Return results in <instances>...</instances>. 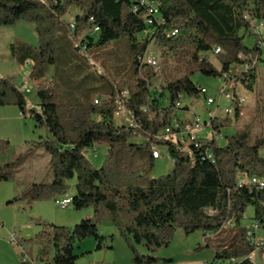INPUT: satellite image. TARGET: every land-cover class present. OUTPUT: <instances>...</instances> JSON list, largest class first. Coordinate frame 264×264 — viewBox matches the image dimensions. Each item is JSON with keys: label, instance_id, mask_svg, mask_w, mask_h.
Here are the masks:
<instances>
[{"label": "trees", "instance_id": "obj_1", "mask_svg": "<svg viewBox=\"0 0 264 264\" xmlns=\"http://www.w3.org/2000/svg\"><path fill=\"white\" fill-rule=\"evenodd\" d=\"M157 1L163 23L147 25L145 7L135 0H0V25L29 22L38 38L36 46L22 41L9 45L10 54L19 65L32 61L28 78L36 85L38 102L30 106L17 84L0 75V106L15 105L22 115L45 126L49 136L28 142L27 151L43 148L51 170L49 181L33 182L7 202L22 198L29 203L65 194L68 180L75 178L70 204L75 209H93L92 217L83 218L72 227L39 220V230L22 240L39 246L36 259L40 262L46 259L51 246V264H75V245L87 236L95 239L97 249L101 248L104 237L97 221L105 218L116 224L127 239L135 263L157 261L139 254L136 244L151 251L168 246L174 231L180 228L186 235L196 230L204 235L220 234L211 243L212 261L233 257L238 259L235 264H253L247 256L254 246L245 235L242 219L251 206L252 219L264 228V186L237 182L241 176H264V158L259 152L263 138L252 140L248 131L237 129L225 137L223 145H218L216 138L200 137V144L195 147L187 138H180L175 128L159 136V132L170 127L174 111L186 108L175 107L174 100L179 94L201 95L199 85L183 74L159 83L156 89V71L139 59L155 42L171 56L184 51L189 63H195L196 70L208 76L219 77L248 63L246 70L234 76L243 88L250 90L264 52L257 46L256 36L249 33L243 13L250 11L254 17L263 18L264 0ZM72 6L79 10L71 21L73 28L63 19ZM107 23L114 27H110V35L115 30V38H128L129 62L136 74L132 83L121 88L111 86L106 97L95 96L97 102L95 97L86 103L57 102L55 85L46 77V68L55 63L58 27L65 24L75 39L72 47L85 51L97 43L88 34L78 40V34L97 25L99 30L104 29L107 38ZM170 28H176L178 33L166 35ZM246 36L253 37L252 47L245 45ZM214 46L221 48L216 54L219 67L204 55ZM123 90L128 93L125 98L120 96ZM159 96L166 97L165 105ZM121 104L129 121L118 124L115 111ZM240 106L235 104L232 109L234 119ZM230 120L229 116L213 117L211 128L217 134ZM138 137L141 140H135ZM100 145L106 147V153L102 165L96 168L85 152ZM152 145L164 147L173 161L165 174L152 176L156 159L152 157ZM11 166L15 167V163H6V169L0 167V180L11 178ZM18 243L22 245L21 240ZM23 251L29 255V249Z\"/></svg>", "mask_w": 264, "mask_h": 264}, {"label": "rangeland", "instance_id": "obj_2", "mask_svg": "<svg viewBox=\"0 0 264 264\" xmlns=\"http://www.w3.org/2000/svg\"><path fill=\"white\" fill-rule=\"evenodd\" d=\"M77 13H79V10L76 7H70L63 17L65 23L72 20ZM85 34L90 35L97 44L89 46L84 51L82 48L76 50L72 47L75 39L65 24L59 26L56 31V59L54 64L47 66L46 77L54 82L55 100L57 102L86 103L92 101L95 96L104 98L110 93L111 86L116 88L129 86L136 76L134 68L129 62L127 37L115 38L116 31L114 30L110 37L105 38L103 28L97 32H93L91 28H88L82 34H78L77 39L80 40ZM104 38L107 40L104 41ZM16 41H22L32 46L38 44L37 35L29 22L20 20L12 25H0V75L18 84L21 80V75L17 73L19 64L11 56L9 48V45ZM244 43L248 47H252L253 37L246 36ZM149 49L156 55L160 64V68L156 70L158 77L156 89H159V83L174 80L180 75L187 74L194 83L206 87L208 95L216 97V100L218 99L221 80L218 77L204 75L197 71L195 63H189L184 51H180L176 56H171L165 54L155 42H151ZM262 58L263 60L257 66V79L252 89L246 90L243 87L241 89L245 102L241 105L242 108L236 119H234L231 112L225 113L222 109L227 105L226 100L219 99L220 103L216 115L229 116L231 120L229 124L220 128V136L216 138L218 145L221 141H225L226 136L232 135V132H236L237 129H248L252 140L257 135H260V137L264 135V54ZM207 59L214 66L219 67L216 55L208 53ZM234 68L237 70L240 66ZM30 89L24 95L28 102H34L37 100L36 85L34 84L32 88L30 86ZM159 99L164 105L167 103L165 96H159ZM181 105H186L189 108L188 115L190 118L195 114L199 116L200 121L207 120L209 110H214L216 107L215 103L206 106L205 99L201 95L195 98L187 94H182ZM180 112L177 111L178 117L183 114V112ZM115 117L118 124L129 121L126 113L115 114ZM0 123L2 125L6 124L5 121H0ZM8 129V135L0 133V167L4 168L6 163H15V167H10L11 178L7 181L26 188L33 182H47L51 179V170L47 164V152L43 148L27 151L28 142L37 140L39 137L49 136L45 126L38 125L30 116L21 115L19 122L17 120L16 125H9ZM210 129L212 133L213 130ZM262 138L264 140V136ZM135 140L139 141L141 137ZM159 149L162 154L155 159L152 176L167 173L173 165L166 149L164 147H159ZM259 152L264 158V143ZM105 153L106 147L100 145L95 146V150L93 148L87 149L85 156L90 164L97 168L102 165ZM74 182L75 178L68 180V188L65 194L56 195L50 199L37 200V203H41V212L45 216L39 217L40 221L72 227L81 219L93 216L91 206L75 209L71 204L64 208L55 205L53 201L55 197L61 198L73 195ZM251 209L253 211L250 206L245 211L242 219L244 226L248 222L254 221L252 217H248L246 214ZM9 212V210L5 211L2 208L0 216L8 215ZM97 227L104 237L103 246L97 249L96 241L92 236H87L77 242L74 248V252L78 255L75 264H205L212 260L213 248L211 243H214V239L220 238V234L213 233L203 236L200 230L186 235L180 228H177L168 246H162L151 251L142 244H136L135 248L139 254L150 255L157 258V261L153 263H135L132 261L133 253L129 243L120 233L116 224L102 218L97 221ZM260 233H264L263 227H259L257 230V234ZM16 236L15 238L22 241L23 247L29 249L35 263L51 264L53 255L51 246L48 247L46 259L40 262L36 259L39 246L36 243L22 240L33 235L23 237V235L17 234ZM204 238H206V241ZM206 242L209 243L208 246ZM21 255L22 253H20V257ZM19 261L21 263V260ZM251 261L253 264H264V252L254 251Z\"/></svg>", "mask_w": 264, "mask_h": 264}, {"label": "built area", "instance_id": "obj_3", "mask_svg": "<svg viewBox=\"0 0 264 264\" xmlns=\"http://www.w3.org/2000/svg\"><path fill=\"white\" fill-rule=\"evenodd\" d=\"M137 3H139L140 6H144L146 10L145 14V23L147 25H151L154 22L158 24L163 23V19L158 15V6L160 5V1L157 0H135ZM133 10H136V7L133 8ZM244 19L248 23V29L249 33L256 36V44L259 48H261L264 52V17L263 18H256L254 17L250 11H245L243 13ZM70 27L73 28L74 25L72 22H70ZM99 30V27L97 25H94L92 28L93 32H97ZM178 33V30L176 28H170L166 31V35L168 36H174ZM221 52V48L219 46H214L211 51L207 52L205 57L207 58L208 53L216 55L217 53ZM140 62L145 63L148 65L151 69L157 70L160 68L159 61L156 57V55L153 53L152 50L149 48L146 50L144 55L140 57ZM254 63V60H253ZM32 64V61L30 59L25 61V66L30 67ZM249 67L248 63L243 64L239 69L235 70L233 67L232 69H229L228 71H225L219 76L218 78L221 80L220 87L218 89V99L216 100V97L208 95L207 94V89L204 86H199V94L205 99V104L206 106H209L211 104H216L218 106V102L220 98H223L227 101V105L223 107V110L225 113L231 112L235 104L242 105L245 102L244 95L241 91L242 86L240 83L235 79V73L241 70H246ZM18 88L23 92H29L31 89L26 87L25 82H21L17 84ZM120 96L122 98H125L128 96V93L126 90H123L120 93ZM181 94L178 95V97L174 100V105L175 107L179 108L181 107ZM95 99H98V97H95ZM123 111V105L121 104L118 109L115 111V114H122ZM214 110H209L208 114V119L204 121H200V118L198 115L193 114L190 120V124L188 128L183 127V122L176 118L173 117L171 121L170 127H166L164 130L158 133L159 136L167 135L169 133L171 128L178 129L177 135L180 138H187L188 141H190L195 147L199 146L200 141H199V133L202 128H211V121L210 119L214 117L213 114ZM212 138H217V134L212 131L211 134ZM152 152H155V158H159L161 156V152L158 148L157 145H152L151 146ZM238 185H243V184H250L254 185L255 187H263L264 186V176H250V177H239L238 178ZM54 203L55 205L64 208L68 206L71 203V197L70 196H65L61 198H54ZM1 224V223H0ZM259 224L257 221H252L248 222L245 225V235L249 239V241L252 243L254 246V250L248 254L247 258L251 259L252 253L254 251H260L261 249H264V241L259 238L256 235L257 230L259 229ZM10 242L17 244L20 247L21 250V261L23 263H28V264H34V261L28 257V255L23 251L24 247L23 245L19 244L17 239L11 235L10 237ZM238 259L236 258H230L228 260H222V259H217L214 261L207 262L205 264H235Z\"/></svg>", "mask_w": 264, "mask_h": 264}, {"label": "crops", "instance_id": "obj_4", "mask_svg": "<svg viewBox=\"0 0 264 264\" xmlns=\"http://www.w3.org/2000/svg\"><path fill=\"white\" fill-rule=\"evenodd\" d=\"M72 20H70L69 22H71ZM110 27L114 28L112 24L106 25V31H107L106 36L107 37H110V31H109ZM29 71H30V67H27L24 64L18 65L17 73L21 75V80L19 83L25 82L28 85H30L32 88L34 84L28 78ZM198 97L199 96H196L195 98H198ZM37 102H38V98L34 102H28V104L30 106H34L36 105ZM219 103L220 101L218 102V106L215 107L213 114L214 116H216L217 119H222L225 116L221 117L222 115H218V116L216 115L217 113L216 110L219 108ZM225 103H227V101H225ZM241 108L242 106H240L239 113H240ZM177 111H181L183 112V114L178 117ZM188 113H189V108L186 106L185 109H176L174 111L173 117L180 119L183 122V127L188 128L190 124V120H191ZM231 113H232V110H231ZM19 115L21 116L22 114L20 113L19 109L15 105L0 106V121L6 122V124L4 125L0 123V133L8 135L9 134L8 126L9 125L12 126L13 124L16 125L17 120L18 122L20 120ZM232 116H233V113H232ZM238 126L240 127V125ZM243 130L248 131V129H243ZM198 133L200 137H206V138H210L212 134L211 129H208V128H202L200 131H198ZM234 133L235 132H232V134ZM218 136H220L219 133H217V137ZM256 137H260V135H257ZM224 142H225L224 140L221 141L219 145H223ZM263 143H264V140H263ZM24 189L25 188L23 186L14 185V183L12 182L9 183V181L7 180H0V211L2 208L5 209V211L6 210L10 211L8 215H5L6 217L0 216L1 217L0 218V223H1L0 224V264H22L23 263L22 261L21 263L19 261L21 260L20 247L17 244L10 242V236L13 235L14 237H17L16 236L17 234L23 235V237L34 235L40 228L38 224L39 217H45L44 214H42L41 212L42 205L41 203H37L38 202L37 200L28 203L26 200L22 198H17L14 202H11V203L7 202L8 200L14 197H18ZM246 214L248 215V217H252L253 216L252 209L249 211V213H246ZM256 235L264 241V233L257 234L256 232ZM16 239L17 241L20 240L19 238H16ZM204 240L206 241V238H204ZM212 252L214 254L213 249H212ZM213 254H212V258H213ZM28 257L34 261L30 253ZM34 264H42V263H38V262L35 263L34 261Z\"/></svg>", "mask_w": 264, "mask_h": 264}, {"label": "bare ground", "instance_id": "obj_5", "mask_svg": "<svg viewBox=\"0 0 264 264\" xmlns=\"http://www.w3.org/2000/svg\"><path fill=\"white\" fill-rule=\"evenodd\" d=\"M26 87L30 89V86H28L27 84H26ZM95 102H97V99H95ZM152 157L155 158V152H152Z\"/></svg>", "mask_w": 264, "mask_h": 264}]
</instances>
